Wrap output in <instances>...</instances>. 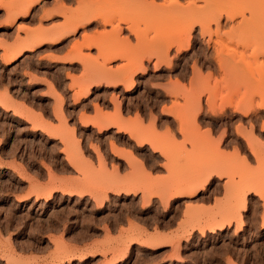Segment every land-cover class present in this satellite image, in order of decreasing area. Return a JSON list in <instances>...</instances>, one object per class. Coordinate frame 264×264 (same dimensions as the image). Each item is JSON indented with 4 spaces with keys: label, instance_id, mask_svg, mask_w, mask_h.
<instances>
[{
    "label": "rangeland",
    "instance_id": "rangeland-1",
    "mask_svg": "<svg viewBox=\"0 0 264 264\" xmlns=\"http://www.w3.org/2000/svg\"><path fill=\"white\" fill-rule=\"evenodd\" d=\"M111 1L0 0V264H264V0Z\"/></svg>",
    "mask_w": 264,
    "mask_h": 264
},
{
    "label": "crops",
    "instance_id": "crops-1",
    "mask_svg": "<svg viewBox=\"0 0 264 264\" xmlns=\"http://www.w3.org/2000/svg\"><path fill=\"white\" fill-rule=\"evenodd\" d=\"M131 117H132V115H131ZM126 118L127 117H124L122 115V113L117 112V111L115 113H112V114L111 113L105 114L104 112H102L99 116L96 115L94 118H91V119L90 118L82 119L81 122L84 125L90 124L93 127H97L99 130H104V129H107L108 127H114V128H116L117 132H123L124 134H127L130 139H135L137 141V144L141 145L145 139H141V140L138 139V135L136 134V129H133L132 127H129ZM201 129L205 130V127H202ZM147 142H149V144H151L152 149H155L153 147L154 144L152 142H150V141H147ZM137 144L134 143V145H137ZM145 144H147V143H145ZM187 148H190V146H187ZM115 154L118 155L119 153H115ZM126 160H127V163L129 165L133 164L132 160H129V159H126ZM161 161L164 162V157L162 155H161ZM123 165H124L123 167H125L124 171H126L128 169V167H127L126 164H123ZM162 173H165L164 169H162ZM123 174H125V172ZM123 176H124L125 179H130V176H129L128 173L123 175ZM215 176H217V175H215ZM208 177L210 178V174H209ZM207 180H208V178L203 180V181H201V182L198 181V182L195 183V185H197V190L195 191V193L193 195H195L196 193H198L199 191H201L202 189L205 188V184H206ZM179 184H178V186H179ZM180 185H181V187L180 186L179 187L176 186V189L173 190L175 193H178V192L182 191L181 188H182L183 184H180ZM195 185H193L192 187L195 188L196 187ZM139 186H144V185H138V184L132 183V182L131 183H125L123 185L116 186L117 188L120 187L121 189L119 191L115 189V191L123 192L125 194H129V193L136 194L137 190L140 188L143 192H146V188H145V190H143V187H139ZM123 187L125 188V190H124ZM176 197H178V195Z\"/></svg>",
    "mask_w": 264,
    "mask_h": 264
},
{
    "label": "bare ground",
    "instance_id": "bare-ground-1",
    "mask_svg": "<svg viewBox=\"0 0 264 264\" xmlns=\"http://www.w3.org/2000/svg\"><path fill=\"white\" fill-rule=\"evenodd\" d=\"M37 0H32V2H31V4L30 5H32V4H34L35 2H36ZM111 1V0H110ZM113 1V0H112ZM111 1V2H112ZM253 1V0H252ZM256 1H261V0H256ZM210 2V1H209ZM114 3V2H113ZM172 3H174V7H173V9H171V10H173V11H170V12H174L176 15H177V13L178 12H182V11H190V8H191V5L192 4H189L188 3V5L187 6H183V5H181V3L179 4L178 3V1L177 0H174V1H172ZM116 4V3H115ZM170 5H172V4H170ZM111 6V5H110ZM109 6V7H110ZM212 6V5H211ZM112 7V6H111ZM117 6H115L114 8H116ZM170 8V7H169ZM212 8V7H211ZM211 10H213V8L211 9ZM111 11V10H110ZM209 11H210V9H209ZM110 14V13H109ZM175 14H173L175 17H176V15ZM179 15V14H178ZM16 16V15H15ZM102 16V15H101ZM220 16V15H219ZM99 16H96V15H88V16H85L84 18H82V19H78V20H73V19H71V20H68L63 26H65V27H63V29H65V31H63V32H61V33H59V34H57L54 38H53V40H52V42L53 43H56V42H58V41H61L63 38H64V36L65 35H67V34H69V33H71V32H73L75 29H76V27L79 25V24H83L84 22H92L93 20H96L97 18H98ZM107 17H109V16H106V18ZM191 17H192V15H191ZM188 17L187 18V16L185 17V19H184V21L181 23V21H179V23H177V25H178V27H179V29H176V30H178L177 32H178V37H179V39H181V37L182 36H184V35H186V37H187V39L189 38V36H190V31L192 30V24L194 23L195 24V22L194 21H192L194 18L192 17ZM218 17V16H217ZM112 21L113 20H111L110 19V17L109 18H107L106 20H105V16H104V19H103V22L104 23H109V24H112ZM216 21L218 22V21H220L219 20V17L218 18H216ZM193 22V23H192ZM196 22H197V19H196ZM60 28V27H59ZM58 28V29H59ZM129 28L130 29H133L131 26H129ZM203 28V27H202ZM208 29V28H207ZM61 30V29H60ZM206 30V29H205ZM204 30V31H205ZM208 31V30H207ZM207 31H205V32H207ZM176 32V31H175ZM179 41V40H178ZM187 43H188V41H187ZM163 44H164V42H163ZM21 51H22V49H20ZM23 50H24V48H23ZM259 51V53L260 54H264V49H262V48H260V50H258ZM20 53V52H19ZM47 129V128H46ZM51 130V129H50ZM99 154V153H98ZM121 182H123V180H120ZM179 181V180H178ZM181 181V180H180ZM125 182V181H124ZM191 182V181H190ZM193 182H195V181H193ZM197 182V181H196ZM195 182V183H196ZM118 183V182H117ZM178 183L179 182H176V184H177V187H181V185L180 184H182L181 182H180V184H179V186H178ZM192 183V182H191ZM195 183L193 184V185H195ZM115 185H117V184H115ZM119 185V184H118ZM123 185V184H122ZM175 187H176V185H174ZM173 186V187H174ZM196 187L195 188H193L192 186H191V184H190V186H186L187 188H185L184 190L183 189H181L182 191H180V192H178V197H184V196H189V195H193L194 193H195V191L197 190V185H195ZM115 187V186H114ZM124 188V187H123ZM199 188V187H198ZM119 188H117L116 190H118ZM114 190H115V188H114ZM124 190H125V188H124ZM123 190V191H124ZM128 191V190H127ZM174 192V191H173ZM175 193V192H174ZM222 227V226H221Z\"/></svg>",
    "mask_w": 264,
    "mask_h": 264
}]
</instances>
